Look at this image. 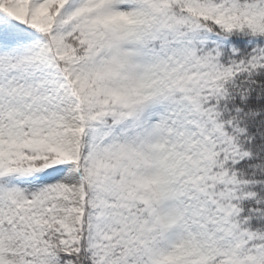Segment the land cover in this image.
<instances>
[{"label":"snow or ice","instance_id":"1","mask_svg":"<svg viewBox=\"0 0 264 264\" xmlns=\"http://www.w3.org/2000/svg\"><path fill=\"white\" fill-rule=\"evenodd\" d=\"M0 264H264V0H0Z\"/></svg>","mask_w":264,"mask_h":264}]
</instances>
